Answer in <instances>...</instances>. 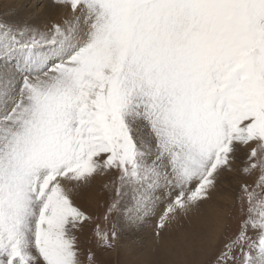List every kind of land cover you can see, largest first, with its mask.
<instances>
[{"label":"snow or ice","instance_id":"1","mask_svg":"<svg viewBox=\"0 0 264 264\" xmlns=\"http://www.w3.org/2000/svg\"><path fill=\"white\" fill-rule=\"evenodd\" d=\"M0 8V264H264V0Z\"/></svg>","mask_w":264,"mask_h":264},{"label":"rangeland","instance_id":"2","mask_svg":"<svg viewBox=\"0 0 264 264\" xmlns=\"http://www.w3.org/2000/svg\"><path fill=\"white\" fill-rule=\"evenodd\" d=\"M3 13V9L0 8V14ZM223 204L224 201L220 200L218 197H214V201L211 205L207 206L206 208V216L208 221V225L211 226L212 218L214 216L215 208L213 205L215 204ZM102 209L98 211V214L102 213ZM200 221L197 220L196 223L198 224ZM155 224V217H153L148 224L144 227L141 232V236L143 238L142 241V248H141V255H140V262L141 264H168V262L181 258L177 254L180 253V249L178 246V241L175 235L167 237L165 242L159 246L154 243L153 238V228ZM148 227V228H147ZM150 229V231H149ZM150 232V233H149ZM144 233V234H142ZM146 233V234H145ZM150 234V235H149ZM146 245V246H145ZM152 249H150V247ZM151 245H155L153 248ZM81 248L84 251L91 248L93 251H96L95 241L92 236V228L91 226L87 229L85 235L81 237ZM98 257L101 259L102 264H122L124 260L123 254L117 256L116 254H108V253H98Z\"/></svg>","mask_w":264,"mask_h":264},{"label":"bare ground","instance_id":"3","mask_svg":"<svg viewBox=\"0 0 264 264\" xmlns=\"http://www.w3.org/2000/svg\"><path fill=\"white\" fill-rule=\"evenodd\" d=\"M217 198V197H216ZM208 221H210V220H208ZM148 228V227H147ZM154 229V228H153ZM149 231H150V229H149ZM151 232V231H150ZM149 232V233H150ZM142 234H144V233H142ZM146 234V233H145ZM150 235V234H149ZM146 246V245H145ZM153 248L155 247V245L153 246V245H151ZM149 247H150V245H149ZM150 249H152L151 247H150Z\"/></svg>","mask_w":264,"mask_h":264}]
</instances>
